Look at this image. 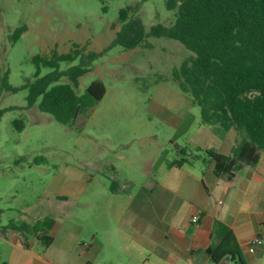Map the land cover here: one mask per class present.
<instances>
[{
	"label": "rangeland",
	"instance_id": "rangeland-1",
	"mask_svg": "<svg viewBox=\"0 0 264 264\" xmlns=\"http://www.w3.org/2000/svg\"><path fill=\"white\" fill-rule=\"evenodd\" d=\"M128 5L135 6L130 16L139 17L146 29L173 22L174 11L164 0H0V76L7 69L9 84L18 87L0 90V109H6L0 116V227L51 215L56 222L52 250L64 244L80 254L95 234L121 235L112 217L107 230L100 229L91 210L100 198L112 204L129 201L121 189L128 186L125 177L111 164L138 180L134 194L145 192L142 183L148 177L129 172L120 157L141 168L180 157L207 168L205 150L215 145L214 132L227 131L204 124L199 106L174 79L172 69L191 54L181 42L160 36L147 38L150 47L112 44L119 9ZM22 24L27 29L11 43V33ZM74 44L83 53H100L78 77L76 92L83 94L100 81L105 94L72 125H63L36 104L27 105L28 91L21 86L34 77L32 56H49L52 49L66 53ZM78 62L61 61L59 69ZM49 71L40 67L41 75ZM261 238L262 245L250 253L254 257L244 256L247 264H264V228ZM6 247L0 238V262ZM73 259L83 260L76 254Z\"/></svg>",
	"mask_w": 264,
	"mask_h": 264
},
{
	"label": "trees",
	"instance_id": "trees-1",
	"mask_svg": "<svg viewBox=\"0 0 264 264\" xmlns=\"http://www.w3.org/2000/svg\"><path fill=\"white\" fill-rule=\"evenodd\" d=\"M164 1L166 8L174 11L173 22L168 26L156 23L146 29L139 17L130 16L135 6L120 8L119 30L112 44L126 49L138 45L150 47L148 37L164 36L181 42L191 51L172 69V74L178 86L190 93L192 101L199 106L204 124L236 130L238 137L231 154H222L213 148L205 150L208 159L214 162V174L230 179L242 166H255L264 148V0ZM26 29L25 24L16 27L10 42H15ZM73 46L66 53L52 49L49 56H32L36 66L34 77L21 86L28 91L27 105L36 104L40 111L63 125H72L84 109L105 94L100 81L91 82L83 94L76 92L78 77L100 53H83L82 48ZM77 58V64L59 69L61 61L72 62ZM41 66H48L51 71L41 75ZM63 76L68 81L61 82ZM0 90H18L9 84L7 69L1 73ZM4 110L0 109V116ZM180 152L185 150L180 148ZM187 161L190 160L180 157L168 161L167 166H181ZM54 224L51 215L30 222L9 221L0 227V233L4 235L7 230H13L25 238L30 235L47 248L54 239L50 233ZM211 234L217 244L208 247L206 252L214 263L226 258L247 264L241 246L227 225L214 220ZM22 244L28 247L26 242ZM0 264L8 263L1 261Z\"/></svg>",
	"mask_w": 264,
	"mask_h": 264
},
{
	"label": "crops",
	"instance_id": "crops-1",
	"mask_svg": "<svg viewBox=\"0 0 264 264\" xmlns=\"http://www.w3.org/2000/svg\"><path fill=\"white\" fill-rule=\"evenodd\" d=\"M237 137L234 129L225 133L217 130L212 147L229 155ZM120 160L129 172L148 177L142 183L145 192L134 194L138 180L129 178L127 172L111 164L113 171L125 177L128 186L121 189L126 190L129 201L112 204L100 198L91 205L96 225L106 231L112 217L121 231L119 237L101 238L95 234L87 250L79 254L76 246L62 244L52 250L53 239L52 244L42 248L34 237L25 238L19 232L7 230L0 237L7 243L5 261L8 264H76L78 260L73 259L76 254L83 258L80 264H237L226 258L214 263L206 252L208 247L217 244L211 234L216 219L233 231L244 256L254 257L246 246L253 236L261 237L264 228V148L255 166H242L230 179L217 177L211 160L207 168L190 161L168 167L167 158L149 168H141L125 157ZM194 214L198 215L196 223L190 221ZM55 226L56 222L52 233ZM11 232L13 235L8 239ZM86 255L88 258L84 259Z\"/></svg>",
	"mask_w": 264,
	"mask_h": 264
},
{
	"label": "built area",
	"instance_id": "built-area-1",
	"mask_svg": "<svg viewBox=\"0 0 264 264\" xmlns=\"http://www.w3.org/2000/svg\"><path fill=\"white\" fill-rule=\"evenodd\" d=\"M190 221L196 223L198 221V215L194 214L191 216ZM262 245V238L259 235L253 236L250 241L247 243V251L252 253L255 251L256 247Z\"/></svg>",
	"mask_w": 264,
	"mask_h": 264
}]
</instances>
